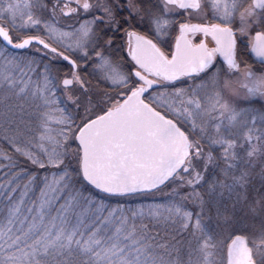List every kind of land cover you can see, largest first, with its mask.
<instances>
[{
    "label": "snow or ice",
    "instance_id": "6c2138e0",
    "mask_svg": "<svg viewBox=\"0 0 264 264\" xmlns=\"http://www.w3.org/2000/svg\"><path fill=\"white\" fill-rule=\"evenodd\" d=\"M0 264H264V0H0Z\"/></svg>",
    "mask_w": 264,
    "mask_h": 264
}]
</instances>
